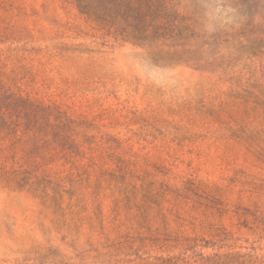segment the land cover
I'll return each instance as SVG.
<instances>
[{"label": "rangeland", "instance_id": "374dc122", "mask_svg": "<svg viewBox=\"0 0 264 264\" xmlns=\"http://www.w3.org/2000/svg\"><path fill=\"white\" fill-rule=\"evenodd\" d=\"M169 1L185 49L0 0V264H264V0L212 41Z\"/></svg>", "mask_w": 264, "mask_h": 264}, {"label": "trees", "instance_id": "16d2710c", "mask_svg": "<svg viewBox=\"0 0 264 264\" xmlns=\"http://www.w3.org/2000/svg\"><path fill=\"white\" fill-rule=\"evenodd\" d=\"M78 11L113 31L124 41L153 49L158 42L173 41L185 49L184 41L192 37V30L185 25L169 0H72ZM183 50L180 55L168 57L176 61L187 60ZM191 58V57H186ZM1 111V105H0ZM4 124L0 121V129Z\"/></svg>", "mask_w": 264, "mask_h": 264}, {"label": "clouds", "instance_id": "9594fccd", "mask_svg": "<svg viewBox=\"0 0 264 264\" xmlns=\"http://www.w3.org/2000/svg\"><path fill=\"white\" fill-rule=\"evenodd\" d=\"M192 15L198 33L208 41L214 40L217 36L229 38L256 18L246 7L245 0H193ZM221 47L224 52L235 50L231 43H224ZM144 62L150 64L163 78L160 79L149 74L146 75L148 81L161 86L164 81L171 83L170 68L160 71L154 60L149 59Z\"/></svg>", "mask_w": 264, "mask_h": 264}]
</instances>
